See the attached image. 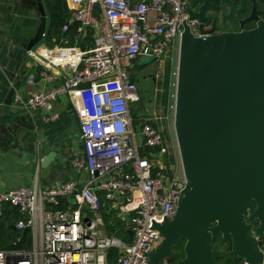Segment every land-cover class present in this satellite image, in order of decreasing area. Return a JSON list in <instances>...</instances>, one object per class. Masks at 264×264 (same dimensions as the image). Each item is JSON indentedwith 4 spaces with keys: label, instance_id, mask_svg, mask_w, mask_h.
I'll list each match as a JSON object with an SVG mask.
<instances>
[{
    "label": "built area",
    "instance_id": "2783aa9c",
    "mask_svg": "<svg viewBox=\"0 0 264 264\" xmlns=\"http://www.w3.org/2000/svg\"><path fill=\"white\" fill-rule=\"evenodd\" d=\"M64 1L70 15L62 30L77 22L79 39L85 28L92 31V46L41 42L26 50L39 65V78L59 81L26 95L15 92L11 102L51 115L58 97L71 98L79 149L70 165L83 179L44 187L33 179L0 191V214L4 204L15 207L20 218L13 228H26L30 239L28 248L16 247L17 237L15 248L0 250V264H168L167 257L150 263L149 256L161 243L159 226L174 217L185 179L165 164L158 127L132 115L140 95L128 76L138 55L159 60L178 49L184 26L203 36L199 22L183 0ZM32 79L29 74L27 82ZM248 224L261 255L257 264H264V234L258 237L252 231L257 223ZM234 264L252 263L236 258Z\"/></svg>",
    "mask_w": 264,
    "mask_h": 264
},
{
    "label": "water",
    "instance_id": "95a60500",
    "mask_svg": "<svg viewBox=\"0 0 264 264\" xmlns=\"http://www.w3.org/2000/svg\"><path fill=\"white\" fill-rule=\"evenodd\" d=\"M217 1L227 8L221 21H234L235 2ZM248 1V14L237 22L241 27L253 21L255 26L239 31L201 28L205 11L217 9L209 0H201L196 12L188 10L189 17L198 20L203 36H192L184 26L178 46L173 131L185 186L174 217L159 226L162 240L150 254V263L168 257L178 239L184 240L183 257L175 264H234L236 258L260 262L245 219L257 223L252 228L255 235L264 234V20L259 19L262 11L256 8L264 0ZM245 3L237 0L240 11ZM16 4L35 20L31 36L12 45L24 53L41 41L46 14L41 0H9L8 6L3 5ZM137 58L130 64L128 82L134 80L135 72L155 61L153 57ZM5 84L1 110L13 116L8 125L0 124V143L10 137H34L38 125L28 115L42 112L14 108L11 98L17 83L8 78ZM53 155H44L40 165H46ZM124 219L127 221V215ZM216 234L219 243L229 247L228 253L210 247Z\"/></svg>",
    "mask_w": 264,
    "mask_h": 264
},
{
    "label": "crops",
    "instance_id": "0c3cea01",
    "mask_svg": "<svg viewBox=\"0 0 264 264\" xmlns=\"http://www.w3.org/2000/svg\"><path fill=\"white\" fill-rule=\"evenodd\" d=\"M3 4L8 6L9 0H0V124L8 125L11 122L9 116L13 115H6V111L1 110L8 78L16 81L17 92L21 95L49 88L59 79L54 81L39 78L37 62L26 52L22 53L20 48H12L16 41L27 40L31 36L35 20L22 6L16 4L6 8ZM78 41L76 38L72 45H76ZM41 42L42 39L33 46ZM29 74L33 75L32 83L27 82ZM39 111L42 112L40 115H28V120L38 125V129H34V137L22 135L17 140L10 137L0 143V191L27 186L33 179L43 187L70 179L82 182L83 172L70 165L71 158L79 149L77 116L71 98L63 96L56 99L51 115ZM20 113L23 112L18 114ZM49 152H54L52 160L41 166V159ZM61 205L64 206L65 201Z\"/></svg>",
    "mask_w": 264,
    "mask_h": 264
},
{
    "label": "trees",
    "instance_id": "16d2710c",
    "mask_svg": "<svg viewBox=\"0 0 264 264\" xmlns=\"http://www.w3.org/2000/svg\"><path fill=\"white\" fill-rule=\"evenodd\" d=\"M42 6L46 14V27L44 31V36L42 42L48 46L57 45H72L76 38L79 39V32H77L78 23L72 22L66 26L65 30H62V26L66 23L69 18L70 10L66 7L64 0H41ZM246 11V8L243 11H240L238 14L242 15ZM92 31L88 28H85L83 31L82 37L78 41L80 48H86L92 46ZM166 80H164L163 87L165 86ZM166 94L165 89L162 93H159L156 97V102L160 103L162 106L165 105ZM141 104V97L139 96V102L132 107V115H136V111L139 109ZM158 125V123H153ZM163 140L165 139V132H160ZM164 162L168 166L173 162L171 154L164 153ZM15 207L4 204L1 214H0V250H7L10 248H15L12 245V242L17 238H21V243L16 247L18 248H28L30 245L29 233L25 232L22 234L21 231L16 230L12 227L14 221L19 218ZM106 219V218H105ZM255 222V220H254ZM123 235L122 232H120ZM219 235L217 234L213 241H209L210 247H214L219 253L226 254L229 251V247L225 246L222 243L218 242ZM183 245L184 240L178 239V241L171 247V253L167 257L168 264H175L178 259L183 257ZM221 247L223 250H218ZM111 256L114 254L111 252ZM112 260V259H110ZM219 262V261H218Z\"/></svg>",
    "mask_w": 264,
    "mask_h": 264
},
{
    "label": "rangeland",
    "instance_id": "374dc122",
    "mask_svg": "<svg viewBox=\"0 0 264 264\" xmlns=\"http://www.w3.org/2000/svg\"><path fill=\"white\" fill-rule=\"evenodd\" d=\"M178 49L176 47L167 51L156 65L153 64L152 71L142 74L138 77L137 87L141 97V104L136 111L137 115H142L144 119H149L156 125L160 132H165V139L163 141V148L165 153L171 154L173 162L169 164L170 168L174 170L176 175L181 173V165L177 145L173 131V108L174 95L176 84V67H177ZM138 60H147L149 57L138 55ZM164 80L165 86L163 87ZM165 89L166 100L165 105L162 106L156 102V97ZM119 237L123 238L121 234ZM218 250H223L221 247ZM218 264H221L220 261Z\"/></svg>",
    "mask_w": 264,
    "mask_h": 264
},
{
    "label": "flooded vegetation",
    "instance_id": "af4514ba",
    "mask_svg": "<svg viewBox=\"0 0 264 264\" xmlns=\"http://www.w3.org/2000/svg\"><path fill=\"white\" fill-rule=\"evenodd\" d=\"M183 1L186 5L187 10H189L191 12H196L198 7L201 5V0H183ZM209 1L212 4H214L217 7V9L216 10L208 9L205 11L204 16L206 17V21L204 23L209 25L210 28L213 26V32L239 31L241 29H251L255 26V23L253 21L245 22L241 27L239 26V24L237 22L238 19H242L248 14L249 8H250V3L248 0H246V3L244 4V9L246 8V11L242 15L238 14L240 12V10L238 9V6H237V0H233L235 2V7H236V12L234 14V21H231L228 19L221 21V13L226 12L227 8L224 5H221L217 0H209ZM256 8L262 11V13L258 16L259 19L264 20V3L257 4ZM156 61L157 60L149 63L140 71L135 72L134 82H136V84L138 82V77L140 75L146 74L149 71H152V69L155 67V66L153 67V64L156 65ZM245 222L246 223H254V219H251V220L245 219ZM213 240H214V238L211 241H213ZM218 242H219V240H218Z\"/></svg>",
    "mask_w": 264,
    "mask_h": 264
}]
</instances>
